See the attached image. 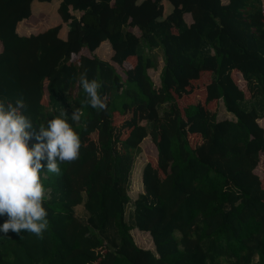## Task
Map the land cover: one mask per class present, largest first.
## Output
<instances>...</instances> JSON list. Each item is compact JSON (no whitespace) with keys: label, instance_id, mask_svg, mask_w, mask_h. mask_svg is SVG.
Masks as SVG:
<instances>
[{"label":"trees","instance_id":"trees-1","mask_svg":"<svg viewBox=\"0 0 264 264\" xmlns=\"http://www.w3.org/2000/svg\"><path fill=\"white\" fill-rule=\"evenodd\" d=\"M32 1L0 0V100L27 103L30 147L62 108L82 146L59 175L41 161L49 226L43 238L0 232V264H264V185L255 172L264 152V0H60L66 39L60 24L17 32ZM104 40L115 64L93 54ZM159 55L156 87L148 70ZM85 72L101 84L106 110L87 103ZM202 72L211 74L206 101L222 100L232 118L210 116L199 102L179 108ZM73 108L83 113L78 124ZM187 131L204 142L193 146ZM149 135L157 164H144L132 200V169ZM134 228L150 233L153 249L137 244Z\"/></svg>","mask_w":264,"mask_h":264},{"label":"clouds","instance_id":"clouds-1","mask_svg":"<svg viewBox=\"0 0 264 264\" xmlns=\"http://www.w3.org/2000/svg\"><path fill=\"white\" fill-rule=\"evenodd\" d=\"M80 85L87 94V103L97 111L107 109V96H101V84L89 80L86 72L81 73ZM28 105L23 97L15 104L0 100V216H6L0 225V232L20 234L22 231L43 238L49 226L48 211L44 201L50 198L42 180L45 168L41 163L47 160V171L60 174L61 163H72L79 158L81 138L68 120L66 110L39 126L36 135L38 143L29 146L33 121L24 112ZM83 113L73 108L71 121L79 123Z\"/></svg>","mask_w":264,"mask_h":264},{"label":"rangeland","instance_id":"rangeland-1","mask_svg":"<svg viewBox=\"0 0 264 264\" xmlns=\"http://www.w3.org/2000/svg\"><path fill=\"white\" fill-rule=\"evenodd\" d=\"M157 66L154 68H149V73L156 85V87H159L160 85V78L159 74L161 71V67L163 65V61L161 58V55L158 56ZM118 70L124 75L123 73V67L118 66ZM237 75V74H236ZM239 75V77H238ZM237 75L238 78L242 79V75L239 72ZM211 81V74L210 72H202L200 78L196 81H192L190 86H187V90H189V93L186 95H183L182 97H179L177 99L179 108L183 111L184 108L191 104L199 102L203 104L206 108L210 110L209 115L212 116L213 114L216 116L217 119H224V118H232L233 114L228 112L225 109V106L222 102V100H212L210 102L206 101V95H207V85ZM240 86L244 89L246 92L247 97H250L252 95L251 91L246 86V81L239 82ZM186 88H183L182 91H185ZM76 91V88L73 89V93ZM46 98V97H45ZM46 102V99H45ZM145 122L144 120H142ZM260 123L264 125V118H261ZM189 140L193 146L202 144L205 140V138L200 133H191L188 132ZM93 139L95 136L92 137ZM116 148L118 151H122V145L121 143H116ZM141 152L136 157L132 173H131V184L129 188V194L133 199L137 197V195L143 191V184H142V167L146 162H151L154 166L157 164V149L156 145L153 142L151 136H147L144 138V140L141 143ZM255 172L260 176L262 183L264 185V152L262 153L261 160L255 170ZM84 206L78 205L76 207V213L79 217L83 218L85 215ZM131 210V204L129 205L127 209V214L129 215V211ZM135 241L137 244L144 248L153 249L154 244L152 241V237L149 232L139 230L138 228H134L131 230Z\"/></svg>","mask_w":264,"mask_h":264},{"label":"crops","instance_id":"crops-1","mask_svg":"<svg viewBox=\"0 0 264 264\" xmlns=\"http://www.w3.org/2000/svg\"><path fill=\"white\" fill-rule=\"evenodd\" d=\"M59 4H60V0H52V1L33 0L32 15L30 18L24 19L18 23L17 32L20 35H30L32 33H37L39 31H42L47 27L60 24L61 29L59 31V36L63 39H66L68 33V25L64 23L60 18V15L58 13ZM185 18L188 22H191V15L189 13L185 14ZM134 29L136 28H131V30ZM113 53L114 51L112 49L111 43L108 40H104L95 49L93 54L97 55L99 58L105 61L113 62L111 60Z\"/></svg>","mask_w":264,"mask_h":264}]
</instances>
